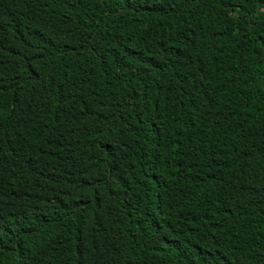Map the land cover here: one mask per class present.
<instances>
[{"label": "trees", "instance_id": "trees-1", "mask_svg": "<svg viewBox=\"0 0 264 264\" xmlns=\"http://www.w3.org/2000/svg\"><path fill=\"white\" fill-rule=\"evenodd\" d=\"M0 264H264V0H0Z\"/></svg>", "mask_w": 264, "mask_h": 264}]
</instances>
